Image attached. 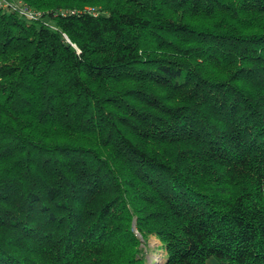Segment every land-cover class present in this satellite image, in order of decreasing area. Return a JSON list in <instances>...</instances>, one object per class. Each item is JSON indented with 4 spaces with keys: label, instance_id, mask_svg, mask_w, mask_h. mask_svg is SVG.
<instances>
[{
    "label": "trees",
    "instance_id": "1",
    "mask_svg": "<svg viewBox=\"0 0 264 264\" xmlns=\"http://www.w3.org/2000/svg\"><path fill=\"white\" fill-rule=\"evenodd\" d=\"M22 1L0 264H264V0Z\"/></svg>",
    "mask_w": 264,
    "mask_h": 264
},
{
    "label": "built area",
    "instance_id": "2",
    "mask_svg": "<svg viewBox=\"0 0 264 264\" xmlns=\"http://www.w3.org/2000/svg\"><path fill=\"white\" fill-rule=\"evenodd\" d=\"M0 9L15 11L28 19H36L41 15L40 11L33 9L22 0H0Z\"/></svg>",
    "mask_w": 264,
    "mask_h": 264
},
{
    "label": "rangeland",
    "instance_id": "3",
    "mask_svg": "<svg viewBox=\"0 0 264 264\" xmlns=\"http://www.w3.org/2000/svg\"><path fill=\"white\" fill-rule=\"evenodd\" d=\"M147 251V258L150 264H162L165 259L164 250L161 248L160 240L158 237L151 235L148 238L147 243H142ZM211 262H213L211 260Z\"/></svg>",
    "mask_w": 264,
    "mask_h": 264
}]
</instances>
